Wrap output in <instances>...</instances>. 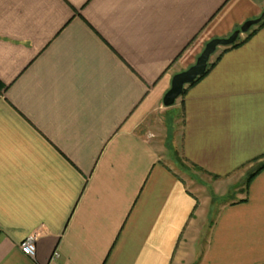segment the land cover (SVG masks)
<instances>
[{
	"label": "crops",
	"instance_id": "1",
	"mask_svg": "<svg viewBox=\"0 0 264 264\" xmlns=\"http://www.w3.org/2000/svg\"><path fill=\"white\" fill-rule=\"evenodd\" d=\"M262 12L0 0V264H264V169L246 185L264 163V25L181 96L172 144L189 179L155 119L172 76Z\"/></svg>",
	"mask_w": 264,
	"mask_h": 264
},
{
	"label": "water",
	"instance_id": "2",
	"mask_svg": "<svg viewBox=\"0 0 264 264\" xmlns=\"http://www.w3.org/2000/svg\"><path fill=\"white\" fill-rule=\"evenodd\" d=\"M264 19V12L254 19L246 20L238 29L227 37H215L210 39L203 47L195 62L188 68L175 73L171 78L169 89L162 98V104L166 107L173 105L175 100L182 94L185 85L192 83L202 75L208 66L211 56L219 46H228L236 41L240 33H246L249 29Z\"/></svg>",
	"mask_w": 264,
	"mask_h": 264
},
{
	"label": "rangeland",
	"instance_id": "3",
	"mask_svg": "<svg viewBox=\"0 0 264 264\" xmlns=\"http://www.w3.org/2000/svg\"><path fill=\"white\" fill-rule=\"evenodd\" d=\"M241 34V33H240ZM239 34V37H241ZM223 49V46H219L217 48V50L215 51V53L211 56L210 60H212L217 53H219L221 50ZM180 100H181V96H179L175 102L173 103V105L169 106V107H165L162 105V107L156 112L158 115L156 116V121H162L161 123H163V129H162V134L164 132H166L165 136L168 135L167 140H165L166 144L169 146V148L172 150V152L174 153V157L178 160V155L177 152H175V150L173 149V144H172V138L174 135V130H180L181 128V124H182V112H181V105H180ZM178 104V106L175 108L174 105ZM157 125V124H155ZM152 127L151 129L153 130H158L156 128V126H150ZM160 127L162 128V125H160ZM150 129V128H149ZM161 133V130H160ZM180 166H176V170L185 178L189 179V174L193 173V172H197L198 170L189 165L188 163H184L182 162L180 159L178 160ZM181 167V168H179ZM200 176H203L204 178V174L200 173ZM244 184H240V186L234 190V192H231L230 195L224 197V198H218V197H212L211 198V202L214 204V206L216 207H220L221 205H223L226 202H229L230 200L236 198L238 195H242L244 188H243Z\"/></svg>",
	"mask_w": 264,
	"mask_h": 264
},
{
	"label": "trees",
	"instance_id": "4",
	"mask_svg": "<svg viewBox=\"0 0 264 264\" xmlns=\"http://www.w3.org/2000/svg\"><path fill=\"white\" fill-rule=\"evenodd\" d=\"M264 25V19L261 20L258 24H256L257 27H260V26H263ZM255 26V25H254ZM253 27V26H252ZM251 29V28H250ZM256 29H253L251 32H248L246 37L244 39L241 40V38L238 36V38L236 39V41L234 43H232L231 45H228V46H225L223 47V49L216 54V56L212 59V60H209V63H208V66H207V69L206 71L200 75L199 77H197L192 83L188 84V85H185V87L183 88V91H182V95H184V93L186 92V89L188 87H190L191 85H193L195 82H197L201 77H203L208 71L209 69L216 63V61L220 58L221 54L224 53L225 51H227L228 49H231L233 47H236L238 46L239 44H241L248 36H250ZM264 169V163L261 164V166L257 169V171L255 173H252L248 179L246 180V185H248L249 181L252 179V177L257 173L259 172L260 170Z\"/></svg>",
	"mask_w": 264,
	"mask_h": 264
},
{
	"label": "built area",
	"instance_id": "5",
	"mask_svg": "<svg viewBox=\"0 0 264 264\" xmlns=\"http://www.w3.org/2000/svg\"><path fill=\"white\" fill-rule=\"evenodd\" d=\"M35 239H36V234H30L27 237H25V239L22 241L21 243V249L23 250V252L30 256L33 257L34 256V252H35ZM56 256L58 254H55Z\"/></svg>",
	"mask_w": 264,
	"mask_h": 264
}]
</instances>
